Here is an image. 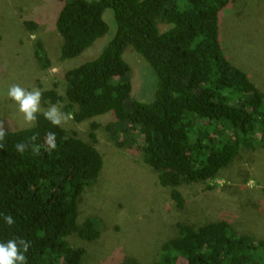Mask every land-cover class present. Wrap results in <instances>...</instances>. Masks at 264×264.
Here are the masks:
<instances>
[{"label":"trees","instance_id":"obj_1","mask_svg":"<svg viewBox=\"0 0 264 264\" xmlns=\"http://www.w3.org/2000/svg\"><path fill=\"white\" fill-rule=\"evenodd\" d=\"M57 1L61 61L107 33V8L115 31L93 58L64 71L60 92L56 83L41 93L44 105H59L73 121L88 124L87 140L52 125L44 111L30 126L0 129V242L23 239L26 264H83L85 249L69 237L93 241L101 235V218L90 213L81 219L80 210L86 190L103 174L97 131L104 115L109 139L138 149L177 208L185 202L179 186L200 182L212 189L241 150L264 148V91L230 62L219 38V20L233 0ZM127 46L155 77L149 100L131 96ZM34 53L42 69L50 67L41 41ZM48 133L56 137L51 151ZM9 215L12 225L4 220ZM176 227L149 264H264V237L241 233L225 218ZM113 258L104 264H142Z\"/></svg>","mask_w":264,"mask_h":264},{"label":"rangeland","instance_id":"obj_2","mask_svg":"<svg viewBox=\"0 0 264 264\" xmlns=\"http://www.w3.org/2000/svg\"><path fill=\"white\" fill-rule=\"evenodd\" d=\"M58 7L57 0H0V129L33 123L25 122L18 105L8 96L12 86L42 93L57 83L60 92L64 71L93 58L115 31L107 8L103 15L109 26L107 33L78 57L61 61V37L54 25ZM25 20L36 24L33 30ZM166 27L159 23L160 30ZM219 38L230 62L264 91V0L231 1L219 20ZM37 40L51 61L47 69H42L35 56ZM123 57L130 66L131 96L151 99L155 84L151 68L130 46ZM51 106L40 101L41 111ZM54 106L63 113L59 105ZM65 116L68 118L58 126L87 140L88 124ZM109 120L108 115L100 117L102 126L97 131L98 149L104 155L103 174L86 190L80 210L81 219L90 213L99 216L103 230L93 241L69 237L72 245L85 249L83 264H104L110 257L149 264L157 259L160 245L176 235L178 222L199 226L222 217L241 233L264 237V148L241 150L211 182L215 184L212 189H205L200 182L179 186L185 202L177 208L170 189L160 186L155 172L141 162L138 149L118 147L109 139L103 129Z\"/></svg>","mask_w":264,"mask_h":264},{"label":"clouds","instance_id":"obj_3","mask_svg":"<svg viewBox=\"0 0 264 264\" xmlns=\"http://www.w3.org/2000/svg\"><path fill=\"white\" fill-rule=\"evenodd\" d=\"M8 96L18 105V111L23 114L25 122H33L36 120L37 113L41 111V92L39 90L27 91L18 85H14L9 89ZM43 116L52 125L56 126L61 125L62 121L68 118L54 105L44 111ZM2 136L3 133L0 132V137ZM46 145L49 151L56 148V137L54 133H48ZM4 220L8 225L13 224L11 215L4 217ZM28 246L23 239L19 241L12 239L6 242H0V264H26L24 253L28 250Z\"/></svg>","mask_w":264,"mask_h":264}]
</instances>
